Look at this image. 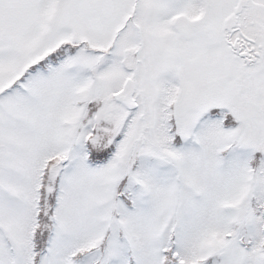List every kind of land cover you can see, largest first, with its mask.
I'll return each mask as SVG.
<instances>
[{"label":"snow or ice","instance_id":"obj_1","mask_svg":"<svg viewBox=\"0 0 264 264\" xmlns=\"http://www.w3.org/2000/svg\"><path fill=\"white\" fill-rule=\"evenodd\" d=\"M0 264H264V0H0Z\"/></svg>","mask_w":264,"mask_h":264}]
</instances>
